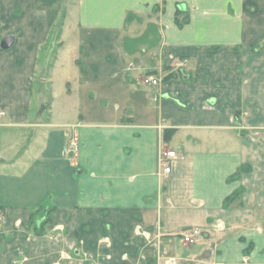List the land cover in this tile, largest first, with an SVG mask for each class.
I'll return each mask as SVG.
<instances>
[{
    "label": "crops",
    "instance_id": "obj_1",
    "mask_svg": "<svg viewBox=\"0 0 264 264\" xmlns=\"http://www.w3.org/2000/svg\"><path fill=\"white\" fill-rule=\"evenodd\" d=\"M7 36L0 264H264V0H0Z\"/></svg>",
    "mask_w": 264,
    "mask_h": 264
},
{
    "label": "built area",
    "instance_id": "obj_2",
    "mask_svg": "<svg viewBox=\"0 0 264 264\" xmlns=\"http://www.w3.org/2000/svg\"><path fill=\"white\" fill-rule=\"evenodd\" d=\"M143 83L147 86H154V87L159 85V81L152 76L145 77ZM0 116L6 117L7 111L1 110ZM78 149H79L78 139L75 137L70 138L67 148L68 154L74 156L77 154ZM176 154L177 153L175 151H165L164 153H162L160 158V165L162 168V172L165 175H169L171 173L172 171L171 161L172 159L176 158ZM203 237H204V231L199 228L188 229L183 231V233L181 234V240L187 246L196 245L203 239Z\"/></svg>",
    "mask_w": 264,
    "mask_h": 264
},
{
    "label": "rangeland",
    "instance_id": "obj_3",
    "mask_svg": "<svg viewBox=\"0 0 264 264\" xmlns=\"http://www.w3.org/2000/svg\"><path fill=\"white\" fill-rule=\"evenodd\" d=\"M184 18V17H183ZM94 118H96V117H94ZM49 209H45L44 211H42V212H40L39 214H38V217L36 216L34 219H32V223L30 224V226H29V231H35L36 233H37V235H44L45 234V231H46V228L49 226V224L50 223H52V222H50L49 224H47V225H45V226H43L44 224H46V222L45 221H41V222H39L41 219L40 218H43V216H44V218H47V216L49 215H51V212L50 211H48ZM40 215V216H39ZM43 227V228H42ZM47 232V231H46ZM78 245V244H77ZM77 245L75 244V246L73 247V249L72 250H70L69 252H68V260H69V262L71 263V264H82V260L83 259H85V258H88V257H80V254L79 253H77L76 252V249H78V247H77ZM253 249V245L252 244H250L249 246H248V248L246 249V251L247 252H250L251 250ZM245 251V252H246ZM96 260V259H95ZM94 262V261H93ZM93 262H91V263H93Z\"/></svg>",
    "mask_w": 264,
    "mask_h": 264
},
{
    "label": "trees",
    "instance_id": "obj_4",
    "mask_svg": "<svg viewBox=\"0 0 264 264\" xmlns=\"http://www.w3.org/2000/svg\"><path fill=\"white\" fill-rule=\"evenodd\" d=\"M249 6H252V5H249V4L247 5L246 4L245 7H244L246 12L248 11ZM255 12H257V11H255ZM181 14H182V11L180 9L177 12V18H176V24L180 28L184 27L189 22V16H185L183 19H180ZM170 78H172V76H169L166 80H169ZM50 212H51V215L50 216L48 215L47 218L44 220L46 222V224H44L43 226L49 224L50 222H53V212H54V208L52 210H50Z\"/></svg>",
    "mask_w": 264,
    "mask_h": 264
},
{
    "label": "water",
    "instance_id": "obj_5",
    "mask_svg": "<svg viewBox=\"0 0 264 264\" xmlns=\"http://www.w3.org/2000/svg\"><path fill=\"white\" fill-rule=\"evenodd\" d=\"M15 41H16L15 37L7 36L2 39L0 47L3 51H8L14 46Z\"/></svg>",
    "mask_w": 264,
    "mask_h": 264
}]
</instances>
